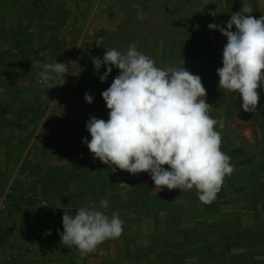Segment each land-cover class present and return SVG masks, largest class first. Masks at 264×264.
Returning <instances> with one entry per match:
<instances>
[{"label": "rangeland", "instance_id": "obj_1", "mask_svg": "<svg viewBox=\"0 0 264 264\" xmlns=\"http://www.w3.org/2000/svg\"><path fill=\"white\" fill-rule=\"evenodd\" d=\"M179 1L48 0L46 2V8L49 10L48 15H52L59 8L63 11L66 23L64 25L60 24L56 33H53L44 28V20L47 18V13H43L40 17L37 16L38 19L35 18L36 15L31 17V13L29 18L23 19L22 26L24 28L18 33L16 11H20V9L14 8L12 0H0V18H3L5 22L3 23L4 29L13 28L12 36L0 35V53L10 54L12 60L10 63L4 61L8 65V69H6L17 72V75L19 73L26 74L21 84L24 87L28 86L29 81L27 82L26 80L30 74H33L34 84L31 86L33 97H30L27 92H25L24 97L30 98L31 101L37 97L48 105L46 116L39 120L35 127L32 124L25 123L21 128H18L16 120L12 125L7 123L0 127V224L7 228L4 232L10 234L9 227H7L8 222L17 220L18 227L16 235H14L16 237L13 240L16 241L18 239L17 248L22 251L19 255H24L25 260L31 259L35 255L39 258L42 253H45L48 258L51 257L49 264H134L133 249L137 247L147 248L149 245L146 235L150 233L152 235L153 232H149L148 223L145 219L130 215L127 212L126 216L122 218V220L124 219V224L121 237L107 240L98 246L97 252L82 257L75 246L68 248L61 243L60 233L63 232V223L57 221L48 223L46 218L40 220L34 215L41 216L46 210H51L53 214H59L63 217L65 211L74 210L73 212H76L80 207H88L104 211L105 214L111 217L114 211H110V208L101 209V200L89 199V194L85 193V189L75 193V189H72L73 186L70 187L69 190H73L74 193H70L68 198V195H62L57 190L55 191V186H62L67 172L71 171L75 164H79L78 156L89 151L87 145L83 142L85 138L91 139V137H88L89 132H79L81 130H78V128H84L74 126L75 121L79 118L77 116L79 113L77 114L75 111L81 103L79 96L81 94L85 95V93L92 94V103L94 102L96 105L92 106L93 113L109 112L101 95L102 91H105L108 87L95 88L99 92L95 96L96 91L91 93L94 89L88 86L91 73L94 71L92 59L94 57L102 59L106 50L115 48L124 53L129 45L135 44L137 50L152 58L157 67H161L157 65L158 57L160 56L159 59L164 57L163 55L167 52L169 59L172 58L171 54H175L178 58L182 53L180 51L177 52L173 45L172 37L163 41L164 45L162 48L158 46L159 44L154 41V38H151V35L157 32V26L161 23L160 19H155L149 23L147 18L148 13H151L153 18L154 16L158 18L161 15L160 12L156 11L161 5L160 2L174 8ZM259 1H262L260 7L264 14V0ZM180 4H186L187 7L193 5L194 10L197 9L198 13L195 17L197 23L200 24V26L198 25L199 28L205 26L204 22H206V19L212 22L211 19L217 13L220 14L224 8H228L232 13H235L241 10V6L249 5L253 9L251 15H254L257 14L259 7L258 0H190V2L182 1ZM152 5H155V7L151 10L150 6ZM31 8L34 9L32 6ZM230 18L229 16L225 17V23L221 24L226 25ZM31 21H33V24L29 28V34L36 37L30 41L28 40L31 46L29 49L25 45L21 47L22 51L29 50V54L22 53L20 55L11 42L14 40V35L16 39L24 40L25 36H27V39L29 38V34H25V31H28L27 27ZM38 32L41 33L38 34ZM55 36H57L58 41L46 47L45 44L49 43L50 39ZM55 61L67 63L69 72L64 76V83L62 79L52 81L53 84L63 83L62 85H56L48 89L40 81L38 73L43 71L44 64L54 63ZM181 67L189 70L186 62L181 63ZM161 68H164V65ZM103 69L105 70L103 71ZM100 70L104 73L106 66L102 65ZM112 74L118 75L119 69L113 67L106 81L110 80ZM210 77L211 75L207 74L204 84H207V80ZM210 90L213 89L211 88ZM206 91L208 92V90ZM219 91L223 92L224 90L215 88L212 92L209 91L210 93H207V96L212 97L211 103L214 104V107L216 102H219L220 106L226 104L225 96L221 97L218 94ZM227 92L230 96L229 102L232 103V95L229 91ZM225 106L226 111L230 112L231 109L229 107H231V104L229 106L226 104ZM234 112L235 110H233ZM235 113L236 115L239 114ZM241 115L243 116V124L237 125L236 129L243 140V157L251 156L255 158L260 156L264 158V120L259 118V115H247V113L243 112V109ZM10 117L11 114H8L7 118L10 119ZM26 160H30L33 163L38 161L40 163L38 168L41 173L49 172L53 167L58 169L59 172H56V178L59 182L58 184L53 182L55 186L51 187L50 199L45 198L41 191H38L35 197L30 192H24V189L33 182H36L37 190L40 188L37 183L38 175L36 177L33 176L32 168L21 169L22 163ZM91 171L93 172V170ZM93 173L91 182H94L93 178L97 175H95V171ZM123 177L131 178L129 175ZM15 183H17V188H21L16 194L12 192L11 188ZM88 193L90 192L88 191ZM257 196L258 199L264 202V177L257 188ZM30 197L34 198V202L29 207L27 202ZM19 198L22 199L20 200ZM237 206L242 207L243 205L239 204ZM119 207V205L115 206L114 210L119 212ZM242 212L245 213V210H242ZM31 214H33V217L30 216ZM256 214H258L255 222L256 228L262 231H257V233L260 239L264 240V206ZM187 220V218L186 220L183 219L185 223ZM253 221L254 218L244 219V224L248 225ZM21 224L25 225L24 231L21 229ZM49 230L51 234H48ZM101 249L107 254L100 255L99 250ZM262 250H264V247L256 248L258 254H255V257L257 256L258 260L259 258H264ZM14 251L15 249L11 250V252ZM194 262L195 259L189 261V263Z\"/></svg>", "mask_w": 264, "mask_h": 264}, {"label": "clouds", "instance_id": "obj_2", "mask_svg": "<svg viewBox=\"0 0 264 264\" xmlns=\"http://www.w3.org/2000/svg\"><path fill=\"white\" fill-rule=\"evenodd\" d=\"M249 5L231 15L225 27L210 23L227 38L222 52V67L216 69L218 88L239 94L244 112H254L264 87V15H251ZM235 26V31H233ZM94 70L102 65L99 76L106 81L113 67L119 74L101 93L109 110L108 119L91 117L86 124L91 139H84L93 158L115 172L149 173L155 188L161 191L195 188L200 202L210 204L220 191L233 166L221 150L223 118L210 116L212 105L199 75L184 67H157L155 61L137 50L135 44L122 53L113 48L103 58L92 59ZM69 72L67 63H46L38 73L50 89L62 85ZM62 79L63 83L52 81ZM91 104L93 96L85 94ZM165 165L167 167H165ZM114 166V167H113ZM107 199L100 208L107 209ZM61 243L75 246L83 257L97 252L98 246L123 234L124 221L118 212L111 217L104 211L80 207L75 216L65 211L62 217ZM48 234H51L50 230ZM100 255H106L99 250Z\"/></svg>", "mask_w": 264, "mask_h": 264}, {"label": "trees", "instance_id": "obj_3", "mask_svg": "<svg viewBox=\"0 0 264 264\" xmlns=\"http://www.w3.org/2000/svg\"><path fill=\"white\" fill-rule=\"evenodd\" d=\"M12 1L14 8L20 9V11H16L18 33L24 28L22 26L23 19L29 18L31 13V17L36 15V19L43 13H47V18L44 20V28L53 33H56L60 24L64 25L66 23L63 11L59 8L52 15H48L49 10L46 8L48 0ZM182 1L190 2V0H180L174 8L160 2L162 6L160 5L159 9L156 10L161 14H159L158 18H155L156 16L154 15L153 18L151 13H148L147 20H149V23L155 19H160L161 21L157 26V32L153 33L151 38H154V41L162 48L164 45L163 41L172 37L173 45L177 52L180 51L183 54L182 56H184L183 62L194 59L196 62L207 65L216 56H222L216 52L218 51L217 35L221 32L219 30H210L208 25L215 23L218 26H226L221 23H225L224 18L227 16L231 17L233 13L228 8H224L220 14L217 13L211 19L212 22L206 19V22H204L205 26L203 24L204 28H199L200 24L197 23L195 17L198 13L197 9L194 10L193 5L187 7L186 4H180ZM153 7L155 5L150 6V9L152 10ZM191 16L192 18L190 19ZM150 17L151 19H149ZM3 23H5L3 18H0V35L12 36L13 28L4 29ZM32 24L33 21L27 27L28 31H25V34H29V28ZM40 33L38 32V34ZM35 37L29 34L28 39L25 36V39L21 40L16 39L14 35V40L11 43L18 51L17 53L20 55L25 53L27 55L29 50L22 51L21 47L25 45L29 49L31 46L28 40L30 41ZM50 40L49 43L45 44L46 47L56 43L58 38L55 36ZM127 42L129 41L127 40ZM207 51H209L208 54ZM171 56L175 57L176 55L171 54ZM10 57V54L0 53V127L7 123L12 125L15 120L18 128H21L25 123L32 124L35 127L37 122L46 116L48 105L37 97L32 101L30 98L24 97L25 92L30 97H33L31 86L34 84V76L30 74L27 78L26 81H29L27 87L21 86L26 74L19 73L17 75V72L7 70L8 65L4 61L6 63L12 62ZM258 91H260L259 104L261 105L258 106V117L263 120L264 91L262 88L258 89ZM234 93L230 92L232 96ZM240 102L242 103L241 98ZM8 114H11L10 119L7 118ZM102 119L107 120L108 117ZM85 153L78 156L79 164H75L71 171L67 172L65 181L62 186L58 187L53 183L56 182L58 184L59 182L56 178V172H59L58 169L53 167L49 172L41 173L39 172L40 163L38 161L34 163L30 160L24 161L21 169L32 168L33 176L36 177L38 175L37 183L40 185L39 190H37V184L33 182L24 189V192H30L35 197L38 191H41L45 198L50 199L51 187L55 186V191L57 190L62 195H68V198L70 193H74L73 190H69L73 186L72 189H75V193L85 189V193L89 194V199L96 201L107 199L110 211L117 212L114 209L115 206L119 205L120 211L118 213L121 219L126 216L127 212L130 215L145 219L150 225L149 227H151L149 232H153L155 235H150L151 233L146 235L149 240L147 248L137 247L133 249L134 264H264V258H259L258 260L257 256L255 257V254H258L256 248L264 247V240L260 239L257 233V231H262L256 228L255 224L256 218H258L256 213L264 206V202L258 199L257 196V188L261 184L258 181L259 178L253 177L255 186L250 191H246L243 186H236L231 181H228V184L222 185L214 201L210 204H204L199 201L196 189L181 192L180 189L168 190L164 188L159 191V189L155 188L151 177H149L150 181L144 187L136 188L129 183L127 185L129 188H126L125 184L122 183L123 180L120 179L123 178L124 174L129 175L130 173L119 169L113 172L108 165L103 164L98 158L94 159L90 152ZM91 170L96 172L95 175L97 174L93 178L94 182H91L94 174ZM11 188L14 194L21 190V188H17V183ZM123 192L126 193L125 196L122 194ZM96 193L99 194H97V197ZM33 200V197L28 198L27 206L30 207L34 202ZM180 202L187 203L188 206L192 207L193 216L186 223L181 216ZM239 204H244L240 209L245 210V213L239 210V213L230 212L228 214L232 216L231 218L237 219V224L227 222L224 225L218 221L217 215L220 208L234 207ZM73 211L69 210L68 213L75 216L76 212ZM30 216L33 217V214ZM34 216L40 220L46 218L48 223L51 221L63 223L61 215L53 214L51 210H46L41 216ZM249 218H254V221L248 225L244 224V219L247 220ZM160 225H165L163 231H159ZM262 252L264 253V250ZM192 259H195V262L189 263Z\"/></svg>", "mask_w": 264, "mask_h": 264}, {"label": "crops", "instance_id": "obj_4", "mask_svg": "<svg viewBox=\"0 0 264 264\" xmlns=\"http://www.w3.org/2000/svg\"><path fill=\"white\" fill-rule=\"evenodd\" d=\"M258 2H259L258 12H257V14L253 15L257 19H259V17L261 15H264L262 10H261V7H260L262 1L258 0ZM221 27H225V26H221ZM233 29H234L233 31H235V26H233ZM217 37H218L217 38L218 51H216V52H217V54L222 55L224 45L227 43V38L225 36H223L222 33L218 34ZM167 46H169V45H167ZM167 53L164 54L163 55L164 57H162L160 59H159L160 56L158 57L157 65H160L161 67H162V65H164L165 69H167L168 67H174V68L181 67V63H183V59H184V56H182L183 54H180L178 58H177V56H175V57H172L171 59H169V56L167 55ZM208 53H209V51H207V54ZM222 59H223L222 56H216L213 60L209 61L207 65L204 63L196 62L194 59L186 61L187 67H189V71L191 73H193L195 75H199L201 77L203 86L205 87L206 90H208L207 93H210L215 88H218L219 77L217 75L216 69L219 67H222ZM169 60H170V62H169ZM169 63H170V65H169ZM104 70L105 69H103V71ZM92 73L90 76V82H89L88 86L90 88L94 89L91 93L96 91L95 96H97L99 94L98 90L97 89L95 90V88H97V87L98 88L99 87H109L111 85L113 79L117 76L115 74H112L110 80L101 82L98 75H103L102 71L99 70V72H96L94 70ZM207 74L211 75V77L209 80H207V84H204L205 83L204 80H205ZM211 88L213 90H210ZM262 89L264 91V87H262ZM87 94H90V93H87ZM218 94H220L221 97L225 96L226 104H228V106L231 104V107H229V109H231V111L229 112V111H226V106H225L226 104L220 106L219 102H216L215 107H214V104L211 103L212 97L206 96V102L213 106L212 110L210 111V116L214 119H217V120H219L220 118H223L224 127L221 129L217 125L216 130L219 131L222 135L221 150L230 157V163L234 169L233 172L231 173V175H228L225 177L223 185H226L229 183L228 181H231L233 183V185L243 186L244 190L250 191L255 186L254 181H253L254 176L256 178H259L258 179L259 182H262V178L264 177V160H263L264 158L260 157V156L255 157V158H252L251 156L243 157V149H242L243 140L240 137L241 134H238L237 133L238 130L236 129L237 125L243 124V120H242L243 116L241 115L242 108L240 106V104H242V103L240 102V97L238 96L237 93H234L232 96V99H231L232 103H230L229 102L230 96L226 90H224L223 92L219 91ZM90 95H92V94H90ZM84 97H85V95H82V94L79 96V100L81 103L75 109L76 113L77 114L79 113L78 115L76 114L79 118L77 119V121H75L74 126H77V127L80 126V127L84 128V129L78 128V130H81L79 132H83V131L87 132L86 124L90 120L91 117L95 116L96 118L102 119V118L108 117V113H109L107 111H106V113H101V114L93 113L92 106L95 105L94 102L89 104L84 99ZM95 102H96V100H95ZM258 106H261V105H258ZM258 106H257V110L255 111V113L254 112H245V113H247V115L258 116L259 115ZM233 110H235V112H237L239 114L236 115L235 112L233 113ZM262 117L264 118V116H262ZM246 124H249V123H246ZM239 131H240V129H239ZM88 137H91L89 133H88ZM87 152H90V151H87ZM61 161H63V160H61ZM165 167H167V166L165 165ZM126 175L124 174V176H126ZM129 176L131 177L130 179L128 177L122 178V180H123L122 183L125 184L126 188H129V186H127L129 183H131L132 186H135L136 188L144 187L145 184L150 181L149 177H151L149 173H139V174H135V175L129 174ZM193 189H195V188H193ZM122 194L125 196V192H123ZM241 205L244 206V204H241ZM191 208L192 207L188 206L187 203H181L180 202L179 209L181 210V216L183 217V219L186 220V218H187L189 220L192 218L191 216H193V213L191 211ZM239 210H242V209H240V207H238V206H234V207L227 206L226 208H223V209L220 208V211L217 215L219 218L218 221H220L224 225L227 224V222H231V223L234 222L235 224H237L236 223V222H238L237 219L231 218L232 216L228 215V214L230 212H238L239 213ZM0 225H1V229H2L0 231V264H49V260H51V257L48 258V255L45 253H42L39 256V258L36 257L35 253H33L35 255V257H32L31 259H28V260H25L24 255H22V254H21V256L19 255L22 251H21V249L17 248V240L18 239L16 238L17 239L16 241L13 240V238L16 237L14 235H16V230L18 227L16 219L13 222H12V220H10L8 222L7 227H9L10 234L7 232L6 233L4 232V230L7 228L5 226H3V224H0ZM149 226L150 225H148L147 227H149ZM24 228H25V225L21 224L22 231L25 230ZM164 228H165V225L159 226L160 231L164 230ZM150 229H151V227H149V230ZM11 232H12V234H11ZM12 249H15V251L11 252Z\"/></svg>", "mask_w": 264, "mask_h": 264}]
</instances>
